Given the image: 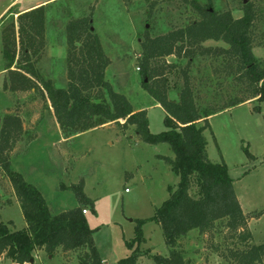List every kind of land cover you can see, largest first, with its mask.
<instances>
[{"label": "rangeland", "instance_id": "obj_1", "mask_svg": "<svg viewBox=\"0 0 264 264\" xmlns=\"http://www.w3.org/2000/svg\"><path fill=\"white\" fill-rule=\"evenodd\" d=\"M37 1L0 0V124L7 114L17 116L20 123L17 136L10 140L12 148L6 149L2 156L8 155L12 169L41 191L52 214L82 206L72 186L83 184L84 192L93 201L82 206L87 209L83 214L94 229V242L103 264H118L137 247L149 253L140 255L137 264H156L150 254L169 255L159 223L147 221L142 225L145 239L139 245L135 243L130 248L128 242L135 237L137 220L153 216L169 197L168 187L175 188L179 182V176L165 160L166 156H174L170 145L148 143L135 126L124 128L116 122L65 138L50 102L42 98L40 91L10 89L13 74L5 68L8 59L4 52L11 48L15 51V62H31L44 80H51L55 87H66L67 25L78 18L92 17L94 31L109 58L105 78L114 90L127 96L134 109L146 111L150 131L159 133L167 129L165 111L143 88L138 70L141 42L146 33L155 37L200 19L192 2L202 8L211 5L218 12L230 10L235 18L243 15L245 4L252 3L257 14L256 42L261 44L254 45L252 51L257 59L264 60V0H53L45 7L43 37H35L37 47L42 42L34 54L33 48L22 42L24 35L18 30V15ZM205 44L213 48L226 45L215 40ZM25 48L31 50L29 57H24ZM175 59L171 55L166 60ZM180 61L184 65L187 59ZM195 62L192 76L200 103L222 105L240 94V86L233 85L231 78L217 71L222 57L210 54L197 57ZM16 66L11 70H17ZM164 74L169 78L170 99H177L183 87L182 79L176 71ZM204 134L211 161H224L228 165L234 190L247 216L251 243L263 244L264 101L253 99L212 115ZM15 196L0 165V222L8 224L11 230L26 226ZM217 224L203 234L196 229L191 231L189 240L192 238L198 247L188 244V236L180 241L188 264H227L214 247L227 251L237 243L231 238L232 231L224 224ZM84 252L83 248L71 251L59 248L51 256L37 249L29 264H80L79 257ZM11 262L0 258V264Z\"/></svg>", "mask_w": 264, "mask_h": 264}, {"label": "trees", "instance_id": "obj_2", "mask_svg": "<svg viewBox=\"0 0 264 264\" xmlns=\"http://www.w3.org/2000/svg\"><path fill=\"white\" fill-rule=\"evenodd\" d=\"M192 3L200 19L155 37L146 33L141 42L139 70L142 85L165 111L164 125L167 129L162 132L152 133L146 111L135 110L127 96L114 90L105 78L109 58L94 31L90 16L72 20L67 25L66 87H55L51 80H44L31 62H15V51L6 48L4 54L8 62L5 68L13 74L9 87L12 90L29 88L40 91L42 98L50 102L65 138L116 122L124 128L135 126L136 132L148 143L170 145L174 156H166L165 160L179 176V182L175 188L168 187L169 197L156 208L153 216L137 220L135 237L128 242L130 248L144 241L142 225L156 221L163 229L169 255L150 254L151 258L156 264H188L180 241L193 229L203 234L212 231L219 222L232 231L231 238L237 243L235 248L230 247L227 251L214 247L227 264H264V243H251L247 216L234 190L228 165L224 161H211L204 134L210 127L212 115L253 99L264 101V60L257 59L252 51L254 45H261L257 44L255 37L257 14L252 3L244 5L243 15L238 18L233 17L230 10L218 12L211 5L202 8ZM18 21L19 33L24 35L22 42L32 47L34 54L38 53L42 41L39 39L37 47L35 37H43L45 5L19 14ZM209 40L223 41L226 45L213 48L205 44ZM30 48L24 49V57H29ZM210 54L222 57V65L217 71L231 78L233 85L240 86V94L222 105L200 103L193 81V64L197 66L195 60ZM171 55L176 56L173 62L166 60ZM161 59L166 62H159ZM181 59H187L184 65ZM14 65H18V71L11 70ZM165 71H176L182 79L183 87L177 99L169 97V78ZM199 83L202 84V80ZM174 85H177L176 81ZM4 87H7V82ZM19 124L17 116L7 114L3 117L0 124V165L14 188L26 226L11 230L8 224L0 222V258L23 264L34 258L37 249L53 256L59 248L67 251L83 248L85 252L79 257L80 264H103L94 242V229L82 212L83 205L93 203L84 192L83 184L72 186L82 206L52 214L41 191L12 169L8 155L2 156L6 149L12 148L10 140L17 136ZM142 254L149 253H143L137 247L118 264H137Z\"/></svg>", "mask_w": 264, "mask_h": 264}, {"label": "crops", "instance_id": "obj_3", "mask_svg": "<svg viewBox=\"0 0 264 264\" xmlns=\"http://www.w3.org/2000/svg\"><path fill=\"white\" fill-rule=\"evenodd\" d=\"M52 1H53V0H43V1H42V0H39V1L35 2V3H33L34 5L28 7V10H30V9H32V8H35V7H37V6H40V5H45V7H46L47 5L51 4ZM135 110H136V109H135ZM210 118H211V117H210ZM210 118H209V122H210ZM15 199H16V196H15ZM15 202H16V203H19L17 199L15 200ZM19 205H20V203H19ZM191 231H192V230H191ZM191 231L188 233V238H187L188 244L191 245V246L198 247V245L196 244V242L193 241L192 238L189 240L190 234L192 233ZM187 241H186V242H187ZM1 258H5V257H1ZM10 261H11V260H10ZM11 264H15V263L11 262Z\"/></svg>", "mask_w": 264, "mask_h": 264}, {"label": "built area", "instance_id": "obj_4", "mask_svg": "<svg viewBox=\"0 0 264 264\" xmlns=\"http://www.w3.org/2000/svg\"><path fill=\"white\" fill-rule=\"evenodd\" d=\"M138 70H139V67H138ZM82 211H83V213H86L87 209L84 208ZM17 264H20V263H17ZM23 264H29V262H25Z\"/></svg>", "mask_w": 264, "mask_h": 264}, {"label": "water", "instance_id": "obj_5", "mask_svg": "<svg viewBox=\"0 0 264 264\" xmlns=\"http://www.w3.org/2000/svg\"><path fill=\"white\" fill-rule=\"evenodd\" d=\"M33 262V258L30 259L29 263H32Z\"/></svg>", "mask_w": 264, "mask_h": 264}]
</instances>
